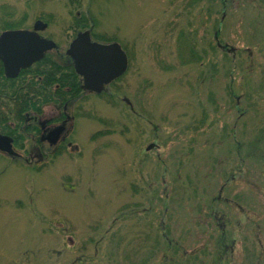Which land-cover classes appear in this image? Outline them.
<instances>
[{
  "label": "rangeland",
  "instance_id": "obj_1",
  "mask_svg": "<svg viewBox=\"0 0 264 264\" xmlns=\"http://www.w3.org/2000/svg\"><path fill=\"white\" fill-rule=\"evenodd\" d=\"M233 1L0 0V33L41 20L67 62L90 29L130 60L79 101L78 151L0 154V264H264V0Z\"/></svg>",
  "mask_w": 264,
  "mask_h": 264
},
{
  "label": "flooded vegetation",
  "instance_id": "obj_2",
  "mask_svg": "<svg viewBox=\"0 0 264 264\" xmlns=\"http://www.w3.org/2000/svg\"><path fill=\"white\" fill-rule=\"evenodd\" d=\"M13 30L33 31V29H7V30H3L0 33V36L4 32L13 31ZM41 34L42 33L39 32L40 36H42ZM121 48L128 58L127 71L118 79L105 85V89L101 92L86 90L84 88L83 77L77 74L73 60L71 59V57L67 56V50L65 51V57L69 59V62L68 59L67 62L60 59L61 58L59 56L60 54H58L60 50L58 49L55 50L54 52L58 54V56H56L58 57V59L57 58L56 59L59 61V63L62 64V66L65 67L63 71L66 72H68V70L72 71L76 75V82L75 81L68 82L67 81L68 74L66 75L64 74L65 79L62 81V83L53 86V90L54 91L56 90V92H58V95L60 96L61 99L58 100V102L50 103V105L45 103L46 69L44 65H41L42 60H40L39 62L33 64L28 68L21 69L20 73L15 78H8L6 76L3 63L0 61V64L3 68L4 77L6 79L13 81L21 78L22 81L32 83L31 84L32 86L30 88L31 92L28 98L32 99L33 103H35L33 106L28 107L24 111V115L27 117L28 124L26 125L24 124L22 128L19 129L18 132V134L21 133L31 143V145H29L30 149L28 154L27 155L21 154L18 151V149L15 147L17 145V142L15 139V135L13 133L10 135L2 132H0V135L12 139V147L18 153V156L16 158H13L2 152H0V154L5 158L11 160L12 162L17 161L23 163L26 166H40L44 164L47 161V159H49L50 155H54V154L58 155L60 152L62 153L64 149L63 150L60 149L63 146H66L67 148H70L74 151H78L77 146H73L71 143L66 142V139L68 138V135L72 130L71 127H73V124L76 122L77 115L75 113L76 112L75 109L77 107L78 110V103L83 98H87V97L90 98L105 97L108 99L112 98V96L114 95L112 92V88L114 86L116 87V84L118 82L124 80L130 67V60L127 51L122 45ZM54 52L46 53L44 57L50 54L54 56L53 54ZM121 100L125 105H128L130 111L135 116L138 117L140 116L135 110L134 105L132 104L130 99H128L126 96H122ZM60 127L63 128L62 133L59 135L58 138H55L56 135L53 137V134H55L56 130ZM155 148L156 145L151 143L147 147V151L154 150ZM150 190L152 191V188H150ZM233 244L236 243L233 242Z\"/></svg>",
  "mask_w": 264,
  "mask_h": 264
},
{
  "label": "water",
  "instance_id": "obj_3",
  "mask_svg": "<svg viewBox=\"0 0 264 264\" xmlns=\"http://www.w3.org/2000/svg\"><path fill=\"white\" fill-rule=\"evenodd\" d=\"M47 29V24L36 21L33 31L13 30L0 36V61L3 63L6 76L15 78L21 69L28 68L42 60L47 52L56 49L52 40L42 38L39 32ZM67 55L71 57L78 75L83 77L86 90L101 92L105 85L121 77L128 68V59L118 43L100 44L94 42L91 32L86 30L77 35L71 42ZM63 128L53 134L58 138ZM0 151L16 157L12 139L0 135Z\"/></svg>",
  "mask_w": 264,
  "mask_h": 264
},
{
  "label": "trees",
  "instance_id": "obj_4",
  "mask_svg": "<svg viewBox=\"0 0 264 264\" xmlns=\"http://www.w3.org/2000/svg\"><path fill=\"white\" fill-rule=\"evenodd\" d=\"M228 0H221L224 7H226V3ZM233 3V0H230ZM83 22H80L79 28H82ZM8 29H11L10 27ZM7 30V29H6ZM218 37V36H217ZM41 65L45 66L46 76H45V103H55L60 100V96L56 90H53V86L56 84H61L65 79L64 74H68L67 81L68 82H76V75L68 70V72L63 71L65 69L61 63L54 57L53 55H47L42 61ZM32 83L22 81V79L17 80H8L4 77L3 68L0 64V132L6 134H14L16 142L18 143L20 140L25 137L19 132V129L27 123V117L24 115V111L33 106V100L28 98L30 94V88ZM72 84V83H71ZM236 133V132H235ZM18 134V135H17ZM262 139L253 140L256 143H252V147H246V151L249 152L250 156L247 159L252 157L251 155L255 152H261L258 149H262V144L260 143ZM233 143L237 144L238 152L242 154L244 151L243 147H240V138L237 136V133L233 136ZM243 155V154H242ZM240 164H242L240 162ZM163 238L167 242L168 246L174 245L169 238L164 235ZM176 245V244H175ZM169 250V249H168Z\"/></svg>",
  "mask_w": 264,
  "mask_h": 264
}]
</instances>
